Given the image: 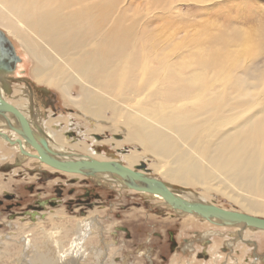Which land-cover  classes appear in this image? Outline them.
Masks as SVG:
<instances>
[{
    "label": "bare ground",
    "instance_id": "6f19581e",
    "mask_svg": "<svg viewBox=\"0 0 264 264\" xmlns=\"http://www.w3.org/2000/svg\"><path fill=\"white\" fill-rule=\"evenodd\" d=\"M175 2L179 5L184 3L205 6L206 8L202 7L204 11L217 10L216 22L201 12L207 16L202 19L206 23L205 28L192 23L186 25L188 31L185 32V38H193L202 53V60L198 62L199 64L196 63L201 55L199 53L193 59H188L190 63L181 68L166 65L162 71H158L154 67L149 68V65L155 63L156 58L147 56V65L137 71L139 66L132 52H126V49L131 48L136 51L138 42L147 39L150 41L146 46L152 49L166 34L165 26L162 30L158 27L159 30L155 28V30L151 29L152 32L147 31L145 28L149 26L148 19L146 14L140 17L136 13L138 6L133 8L136 11L135 17H131L128 14L132 7L129 5L127 9L126 3L122 0H0V10L7 13L9 21L12 22L10 19L12 17L18 18L19 29L15 30L18 34L5 29L10 37L15 36L14 39L17 38L22 42L25 51L33 59L30 70L33 81L48 87H57L61 96L63 95L62 98H66V100L63 98L64 103L73 106L83 115L81 117L91 121L89 133H93L96 140L99 139V134L101 138L104 137L103 141L95 142L92 138L91 140L95 143L101 141L103 144L100 147L92 145L95 143L90 141L92 142L90 148V144L85 141L81 143L66 140L67 137L62 132L58 133L59 131L57 133L54 131L55 135L53 134L52 138L43 135L41 138L45 139L38 141L37 137L40 135L38 131L37 135L34 132L32 118L29 119L27 115L25 97L19 96L13 103L6 102L26 119L30 131L34 133L35 139L40 144L39 148L52 160L66 164L93 161L108 165L115 163L117 167L155 178L165 184L172 195L191 205L198 203L213 205L223 210L262 218L264 217V62L257 67L255 60L264 56V18H255V24L253 16L258 15V12L264 13V8L256 6L254 0H172L170 6L176 5ZM168 6L167 3L163 9L170 12V9L167 10ZM179 9L177 8L178 12ZM30 13L33 14L31 20L28 18ZM38 19L42 20V25L39 29H31V22ZM81 20L86 21L87 27L82 25L77 35H70L64 30L66 24L76 25V22ZM212 21L217 24L213 25ZM250 22L251 24L253 22L251 27L248 25ZM240 25H246V28ZM198 28H201L200 32ZM129 65L135 67L126 73ZM170 80L175 83L170 84ZM74 83L80 87L81 93L71 99L68 90ZM137 83L139 86H136ZM166 95L176 101L173 107L165 101ZM141 98L142 100L139 101ZM2 112L4 113L0 112V134L5 135L9 141L2 135L0 140L8 147L9 154L12 151L18 152L15 155L18 160L33 159L35 163L38 161L40 164L34 165L35 171L45 168L53 172L62 171L73 178L88 176L94 181L102 180L103 184L114 186H110L111 189L129 190L142 195L150 202L158 204L161 210L166 209L167 216H175L170 213L175 206L168 200L130 188L132 183L128 177L114 172L98 171L97 168L91 167H82L73 172L58 170L41 161L26 134H17L14 131L17 129L22 132V125L14 118L15 116L4 110ZM9 115L13 116L15 122ZM34 118H37L36 114ZM104 126L112 132H109L110 140L107 133L101 130ZM103 145L111 146L117 156L106 158L100 155L90 158L78 154L85 152L96 156L95 152L103 148ZM69 150L73 151L74 157L70 155ZM146 154L152 160L145 159ZM133 184L139 185L137 182ZM189 187L196 188L200 198L195 196V199H191L192 193H188L189 190L187 192ZM214 194L226 198L239 209H226L216 205V202L211 200ZM174 212L183 215V223L196 220L201 225L205 223L214 228H224L214 225L219 222L214 217L203 218L195 213L182 211L178 207H175ZM34 215L40 216V214ZM55 217L59 216L55 215ZM93 224L97 226L94 219H89L88 224L78 221L77 228H73V238L70 237L68 242L72 246L71 250L80 249L81 243L100 235L96 233ZM34 225L39 226V223ZM241 226L226 227L231 230L227 233L215 230L201 233L200 240H206L210 234L220 235L225 239L227 237L225 241L230 244V252L251 259L249 253L254 254L251 256L255 257L256 251L264 247V231ZM58 227L61 225L56 228ZM90 228L92 230H89ZM65 230L66 228L63 231H54L51 238L53 241L61 236L57 242V254L64 248L62 235ZM95 233L97 236L94 237ZM43 236L41 234L38 237ZM67 238L66 235L65 239ZM102 241L101 245L105 243ZM212 243L214 245L216 242ZM30 244L32 245V242L25 237L23 253L20 251L22 255L20 254L21 257L17 259L19 264H58L47 253L48 250L44 252L39 247L36 248L37 244L32 247L33 255L26 256L25 250ZM10 246H6L5 249L12 254L13 248ZM1 249L3 251V248ZM68 254L70 256V253ZM0 256L3 258L2 255ZM65 259L64 255L61 256L60 264L69 262H65ZM260 259L264 264V257ZM240 261L244 260L240 259Z\"/></svg>",
    "mask_w": 264,
    "mask_h": 264
},
{
    "label": "rangeland",
    "instance_id": "374dc122",
    "mask_svg": "<svg viewBox=\"0 0 264 264\" xmlns=\"http://www.w3.org/2000/svg\"><path fill=\"white\" fill-rule=\"evenodd\" d=\"M122 2L126 3L125 7H127V9H129V5L130 7H132L130 13L128 14L131 17H135L136 13H138L140 17L145 16L146 14V18L148 19L147 21L149 22L148 25L150 26V28H148L149 26L145 28L147 31H151V29L155 30V28L156 30H162L165 26V37L159 39L152 49L146 46L150 41L148 39L138 42L139 45L136 51H133L131 48L126 49V52H132L135 62L139 66L137 71H140L144 66L147 65V56H149L150 58L154 56L156 58L155 63H153V65H149V68L152 69L154 67L158 71H162L166 65H170L173 68H181L189 64L190 62L188 61V59H193V57L201 53V51L199 50V46L195 45L193 38H185V32L188 31L186 25L192 23L195 25L198 24L200 25V27L205 28L206 23L204 20L202 21V19L207 18V16L205 15H208V17H210L209 19H212L215 22L217 21L215 18V11H217L216 9L204 11L205 9H202V7L205 6L199 7L200 5L196 6V4L180 3L179 5V3H176V1V5L174 4V6H170V2H172V0H122ZM254 2L256 3V6L264 8V0H254ZM167 3L169 4L167 10L170 9V12H167L166 9H163V7L167 6ZM137 6L138 11L136 12L135 10H133V8ZM177 8H180L179 12L177 11ZM248 11L250 12V10ZM201 12L205 13V15H203ZM243 13H246L245 5L243 6ZM32 17L33 14L30 13L28 15V18L31 20ZM253 17V22L256 24V19H258V17L264 18V13L258 12V15L255 14ZM10 19L12 22L9 21L7 13L3 10H0V32H2L3 36L8 40L14 54V58L16 59V69L14 68L15 70L13 76L28 79L32 88H41L43 90H46L48 94H39L35 92V90H33L32 93L28 94V92L25 91L27 87L23 85V80L21 79L20 81H12L14 84L12 86L13 94L10 93L6 97H16V94L20 93L28 98L29 102H31L32 111H35V109L41 107L39 116L47 115L48 117L47 120L41 122L45 125L39 127L40 137L44 135L52 138L51 136L53 134L55 135L54 131H56V133L59 131L58 133L62 132V134H67L68 138L65 139L68 141L69 139H71L72 141H80L81 143L85 141L88 145L93 141H103L102 139L104 137L101 138L100 134L99 139L96 140L94 138V134L89 133L91 132V121L81 117L82 114L80 112L78 113L73 106L64 103V97L62 98L63 95L61 96L57 87H48L45 84H38L33 81L32 76H30V70L33 66V59L29 56V54H27V51H25L26 49L24 48L22 42L17 38L14 39L15 36L13 35L12 36L14 38L10 37L8 34L9 32L7 31L11 30L14 33L18 34L15 31L19 29V25L17 24L18 18L12 17ZM150 22L152 23L150 24ZM76 23V25L75 23L73 25L66 24L64 30L67 31L68 34L75 36L78 34L79 28H81L82 25H84L83 27H87L85 20L84 22L81 20L80 22ZM215 24L217 23L213 22V25ZM252 24L250 22L248 25H250L251 27ZM41 25L42 20L38 19L34 22H31L30 28L39 29ZM160 25L162 28L160 27ZM245 26L246 25L241 27L246 28ZM200 30L201 28H198V32H200ZM256 32H253V34H255ZM31 33L35 34L37 32ZM206 35H208V33H206ZM94 41H97V39H94ZM26 55H28V57ZM200 60H202V53L196 63L199 64L198 62ZM262 62H264V56H261L259 59L255 60V64L257 67H260L262 65ZM129 66L130 67H127L126 69V73L130 72L135 67L134 65ZM146 76H143V78H145ZM174 83V81L170 80V84ZM18 86L20 87V91L18 90ZM136 86H139V83H137ZM79 93H81L80 87L76 83L72 84L68 90L70 98H75ZM166 96L167 97L165 98V101L169 102L170 106L173 107V104H176V101L173 97L168 95ZM64 100H66V98H64ZM141 100L142 98L139 101ZM65 104L67 106H65ZM36 119H34V121ZM66 122L68 124L67 126ZM49 126L51 128H48ZM64 127L66 128L64 129ZM106 128L107 127L104 126L101 130L102 132L107 133V135L109 136L108 139L110 140V133L112 132L108 128ZM36 129L38 130V128ZM43 129L44 132H42ZM91 138L94 140L92 141ZM40 139L44 140L45 138ZM101 141L100 143L93 142L95 144L92 145L100 146L103 144ZM90 146L91 144L89 145V147ZM102 147L103 148L97 149V151L95 152L96 156H92V154L90 153L85 154V152H78V154H81L82 157L90 158L99 157L100 155H104L106 158L117 156L116 152L111 146L109 147V145H103ZM133 148H135V146ZM69 152H71L70 155L74 157L73 151L69 150ZM10 154V160H6L4 163H1L0 161V165L7 166L13 164L16 167L11 171H0V200H2L3 203L7 204L8 200H17V198H20L21 200H18V202L21 205L19 215L11 213L9 217H7L9 214H3L0 216V255L3 256V258L0 256V264L20 263L17 262V259L21 257V252L23 253L25 237L27 240L32 242V245L30 244L29 248L25 250L27 254L26 256L33 255L34 250L32 251V247H35V245L37 244L36 248L39 247L44 252L48 250L47 253L52 256V258H54V261H56V263L58 264H60L59 258H61V256L63 255L64 259L66 258L65 262L69 261L67 264H206L207 262V264H263L262 259L260 258L264 257V247L259 248L260 251H256L255 257L251 256L252 253H249L251 259H249L248 256H245L248 259L247 260L240 254L238 255L230 252V244L228 242L226 243L225 241L227 237L225 239V237L223 236L210 234V237L207 236L206 240H200L199 235L201 233L211 230L227 233L231 231L229 228H214L211 225L205 223L201 225L196 220L189 222L186 221L185 223H183V215L175 213V207L172 209L173 211L170 210V213L175 214V216L168 217L166 215V209L161 210V208L157 207L158 205H154L155 203L150 202L148 198L146 199V197L132 193L129 190L119 191L114 190L113 188L111 189V187L114 186L103 184L102 180L94 181L92 180L93 178L88 176H84L85 179H88V181L97 184L96 186L94 184H89V188H93L94 191L92 192L96 195L98 194L101 197L102 201L96 202V204L91 208L83 209V206L77 204L76 197L69 193L68 188H72L74 190L73 194L79 197L82 191L78 190H80L82 187L77 188V186L82 185V183H85L86 181L79 180L78 184L75 180H72L71 183H76L71 184L68 187H64L67 188L63 193L64 203H60L56 207H50L47 202L49 201V199L53 200L54 198H56V186L58 184H68L66 179L71 180V178H69L68 175H66V173L64 172H62V174L61 172H53L45 168L37 169V171H35L36 167H34V165L40 164L38 161L37 163H35L33 159L18 160V158L15 156L16 154H18L17 151H12ZM145 156V159H151L148 154H146ZM2 157H5V155ZM15 161H17L16 165ZM187 192L192 193V195H190L191 199H195V196H197V198H200V195H198V191H196V188L189 187L187 188ZM178 193L182 194L181 192ZM70 197L75 198V201L70 205L65 204V201H67ZM211 200L213 202H216V205H220L222 207H225L226 209H239V207L233 204L231 201L227 200L224 197H220L217 194H214V197H212ZM40 202H46V204L41 209L42 211L40 210V213L35 214L43 215V217L40 219L38 216L34 218V221H31V217L25 214L29 211H33V209L37 207L36 203ZM33 204L35 207H30L33 206ZM94 212L96 213L94 214ZM55 215H58L59 217L57 218L55 217ZM63 215L64 219L62 220ZM33 216L35 215H32V217ZM90 216L92 219H95L97 226L93 224L95 226L93 228L95 229L96 233L100 235L97 236V234L95 233L93 235L94 237L97 236L95 237V239L89 238L85 242L81 243L80 249H77L76 251L71 250L72 246H70L68 242L70 241V237L71 239L73 238V228H77L76 224L79 220L88 224L89 219H91ZM84 217L86 218L85 220L82 219ZM36 223H39V226H35L34 224ZM56 225H61V227L56 228ZM39 227L40 230H38ZM65 228V233L63 232L64 236L62 235V245L65 249L63 248L59 252V254H57V242L59 241V237L61 236L55 238L53 241L51 238L54 231H63ZM98 228L100 229L98 230ZM89 230H92V228H90ZM36 232L38 233V235ZM41 234H43L44 236L38 237ZM66 235L68 236L67 239H65ZM74 236H76V234ZM33 239L36 241L34 242ZM211 239L212 242H216L214 245L212 242L209 243ZM101 241L105 242L103 243L104 246L101 245ZM246 244L249 243L246 242ZM8 245L12 246V250L14 251H12L13 255L11 254V252H8L7 249H5V247ZM1 248H3V251H1ZM76 248L77 247H75V249ZM191 248H193V250ZM15 250L19 255H15ZM67 252L70 253V256H68L69 254ZM252 257L254 259H257L258 257V259L255 260L256 262ZM240 259L244 261H240Z\"/></svg>",
    "mask_w": 264,
    "mask_h": 264
},
{
    "label": "water",
    "instance_id": "95a60500",
    "mask_svg": "<svg viewBox=\"0 0 264 264\" xmlns=\"http://www.w3.org/2000/svg\"><path fill=\"white\" fill-rule=\"evenodd\" d=\"M0 38H3L6 40L3 36V33L0 32ZM7 41V40H6ZM10 112L15 116V118L18 120V122L22 125V132H20L17 129H14V131L17 134L24 133L28 137V139L31 142V145L34 147V149L37 151L39 158L41 161L45 162L46 164L50 165L53 168H56L58 170H66V171H77L79 168L82 167H91V168H97L98 171H108V172H114L117 174H120L121 176L128 177L131 181L130 188L158 195L165 200H168L171 205H174L175 207H178L182 211L188 212V213H195L199 216H202L203 218H211L214 217L219 220L218 223H214V225L221 226V227H235L236 225H242L241 227H249V228H255L259 230L264 231V219L258 218L254 216H250L247 214L239 213V212H233V211H227L223 210L221 208H218L213 205H203L201 203L193 204L184 202L183 200H180L176 198L172 193L170 192V189L163 184L162 182L156 180L152 177H146L142 176L140 174H137L135 172H131L126 168L123 167H117L115 166V163L111 165H108L106 163H99L96 161L93 162H83V163H77V164H66V163H60L55 160L50 159L48 156H46L42 150L37 145L36 141L33 139L31 131L28 127V124L26 120L22 117L21 114L18 113V111L13 108L11 105L7 104L0 96V112L4 113L2 111ZM1 115V114H0ZM3 136L7 141L8 138L5 137V135L0 134V136ZM17 164V161H15V165ZM6 165V164H5ZM16 166L10 165V166H1L0 171H11ZM134 182H137L139 185L133 184ZM130 183H128L129 185ZM46 204V202H40L36 203L37 207L33 209L31 212H27L25 215H29L31 218V221H34V218L37 217L33 216L34 213L40 212V210L43 208V206ZM42 211V210H41ZM24 216V215H23ZM43 215H40L39 217L42 218Z\"/></svg>",
    "mask_w": 264,
    "mask_h": 264
},
{
    "label": "flooded vegetation",
    "instance_id": "af4514ba",
    "mask_svg": "<svg viewBox=\"0 0 264 264\" xmlns=\"http://www.w3.org/2000/svg\"><path fill=\"white\" fill-rule=\"evenodd\" d=\"M5 38V37H4ZM6 39V38H5ZM7 40V39H6ZM6 40H4L3 38H0V96H1V98L6 102V101H9V102H11V103H13V101L17 98V97H19V96H23V97H25L23 94H16V97H11V98H7L6 96L8 95V94H13V82L12 81H20L21 79L23 80V85L24 86H26L27 87V89L25 90V91H27L28 92V94L29 93H32V91L33 90H35V92H37V93H43V94H48V92L46 91V90H43V89H41V88H36V87H33L32 88V86L30 85V82L28 81V79H26V78H21V77H18V76H13L14 75V70L16 69L15 68V61H16V59L14 58V54H13V52H12V49H11V46H10V44H9V42H8V40L6 41ZM15 68V69H14ZM5 73H8V75H6ZM18 90L20 91V87L18 86ZM36 93V94H37ZM24 101H25V104L27 105V107H28V109H27V115H28V117H29V119H31V123H32V127H33V130H34V132L36 133L37 131L39 132V127L40 126H44L45 124L43 123V125L42 124H39V120H40V122H42V121H45V120H47V115L46 116H44V115H41V116H39L38 117V115H40V108L41 107H39L38 109H35V112H34V110L32 111L31 110V102H29L28 101V98H26L25 97V99H24ZM7 104H9L8 102H6ZM32 103H33V101H32ZM30 104V105H29ZM9 105H11V104H9ZM12 106V105H11ZM30 106V107H29ZM43 107V106H42ZM45 112V111H44ZM36 114V117H37V119H38V121H37V119L36 118H34V115ZM8 115V114H7ZM10 116V115H9ZM31 116V117H30ZM12 119H13V122H15V120H14V118H13V116H10ZM24 118V117H23ZM16 119V118H15ZM25 119V118H24ZM34 119H36L35 121H34ZM26 120V119H25ZM27 122V121H26ZM38 124H37V123ZM14 125H15V123H14ZM36 128H38V130L36 129ZM29 129H30V127H29ZM31 130V129H30ZM31 134H32V137H33V139L36 141V143H37V145L40 147V144H39V142L38 141H40V138L41 137H37V139H38V141L35 139V135H33L34 133H32V131H31ZM36 135H37V133H36ZM40 135V134H39ZM65 135V137H67V134H64ZM35 136V137H34ZM46 138H48V136H46ZM50 138V137H49ZM68 138V137H67ZM71 140V139H70ZM0 167H1V165H0ZM55 172H57V171H55ZM58 173H59V171H58ZM61 173H62V171H61ZM57 174V173H56ZM66 175H68V174H66ZM69 177V176H68ZM69 178H71V180L70 179H66L67 180V182H68V184H66V185H63V184H58L56 187V190H55V195H56V198H54L53 200H51V199H49V201L47 202V204L48 205H50V207H56L57 205H59L60 203L62 204V203H64V200H63V193H64V191L67 189V188H64V187H68V186H70L71 184H75L76 182L79 184V180H81V181H86L85 183H82V185H80V186H77V188H81L80 190H78V191H82L81 193H80V195H79V197H77L75 194H73V192H74V190L72 189V188H68L69 189V193L70 194H72V195H74V197H76V201H77V204H80L81 206H83L84 208L83 209H87V208H91L93 205H95L96 204V202H100V201H102L101 200V197L97 194H94L92 191H94V189L93 188H89L90 186H89V184H94L93 182H91V181H88V179H85V177H81V178H76V176L73 178V177H69ZM72 180H75L76 182L75 183H71V181ZM93 180V179H92ZM97 183H99V182H97ZM95 186L97 185V184H94ZM99 186V185H98ZM101 187V186H100ZM103 188V187H102ZM139 195V194H138ZM144 197V196H143ZM78 198V199H77ZM6 199V198H5ZM18 200L20 201L21 199L20 198H17V200H8L7 201V204H5V203H3V201L2 200H0V210H1V212H0V216L1 215H3V214H9L7 217H9L10 215H11V213H14V214H17V215H19V210H20V203L18 202ZM75 201V198H72V197H70L67 201H65V204H68V205H70V204H72V202H74ZM104 203V202H103ZM154 205H158V204H154ZM30 207H35L34 206V204H33V206H30ZM157 207H159V205L157 206ZM46 208V207H45ZM160 208V207H159ZM2 209H4V210H6V211H4V210H2ZM80 209H82V208H80ZM162 209H164V208H162ZM23 210H25V209H23ZM29 212H31V211H29ZM36 213H39V212H36ZM35 214V213H34ZM169 217V216H168ZM90 218H91V216H90ZM83 220H85L86 218L84 217V218H82ZM92 219V218H91ZM93 220V219H92ZM94 221H95V219H94ZM209 243H210V241H209Z\"/></svg>",
    "mask_w": 264,
    "mask_h": 264
},
{
    "label": "crops",
    "instance_id": "0c3cea01",
    "mask_svg": "<svg viewBox=\"0 0 264 264\" xmlns=\"http://www.w3.org/2000/svg\"><path fill=\"white\" fill-rule=\"evenodd\" d=\"M2 141L0 140V160H1V163H4L6 160L8 161V160H10V156H11V154H9V150H7L8 149V147H6V144L3 142L2 144ZM3 149H5V150H3ZM7 150V151H6ZM2 151V152H1ZM9 154V155H8ZM4 155H6V157H2V156H4ZM2 158V159H1Z\"/></svg>",
    "mask_w": 264,
    "mask_h": 264
}]
</instances>
